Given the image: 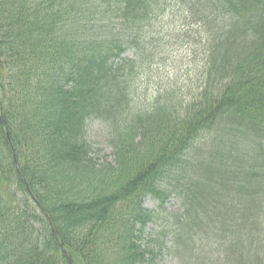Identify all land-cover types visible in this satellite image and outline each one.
<instances>
[{
	"label": "trees",
	"instance_id": "16d2710c",
	"mask_svg": "<svg viewBox=\"0 0 264 264\" xmlns=\"http://www.w3.org/2000/svg\"><path fill=\"white\" fill-rule=\"evenodd\" d=\"M170 11L195 28V83L143 98ZM146 197H174L172 221ZM161 253L264 264V0H0V264Z\"/></svg>",
	"mask_w": 264,
	"mask_h": 264
},
{
	"label": "rangeland",
	"instance_id": "374dc122",
	"mask_svg": "<svg viewBox=\"0 0 264 264\" xmlns=\"http://www.w3.org/2000/svg\"><path fill=\"white\" fill-rule=\"evenodd\" d=\"M170 11L169 13H171ZM173 15V13H171ZM176 17H162L161 22L155 24V31H160L159 35L154 38V44L159 46L160 54L155 59V64L150 67V74L146 79H141V87L139 93L143 98L148 97L149 91L161 86L167 79H174L178 84L185 86L193 85L197 73L193 71L197 68V64L201 58V49L199 44L193 37L187 35L189 32H195V28L189 24H178ZM184 26V27H183ZM179 31L180 28H182ZM159 73L161 79L151 77V74ZM191 72V73H189ZM147 74V75H148ZM187 74H190L187 77ZM186 76V83L179 80L180 76ZM89 139L93 148L95 160L101 162L105 156L111 157V149L108 146L107 135L102 130L101 125L97 121L88 123ZM143 204L148 209L157 208L161 213L159 220L166 218L167 222L172 221L173 214L177 213V200L170 198L163 209L158 207V203L153 199L146 197ZM171 212V213H170ZM152 230V225L146 227V231ZM157 264H177L176 260L166 253H161L156 260ZM225 264H228L227 262Z\"/></svg>",
	"mask_w": 264,
	"mask_h": 264
},
{
	"label": "water",
	"instance_id": "95a60500",
	"mask_svg": "<svg viewBox=\"0 0 264 264\" xmlns=\"http://www.w3.org/2000/svg\"><path fill=\"white\" fill-rule=\"evenodd\" d=\"M68 264H72V263H71V259H68Z\"/></svg>",
	"mask_w": 264,
	"mask_h": 264
}]
</instances>
